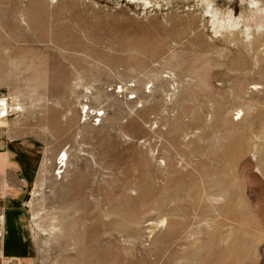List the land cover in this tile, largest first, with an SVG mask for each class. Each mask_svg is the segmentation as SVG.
I'll return each instance as SVG.
<instances>
[{
	"label": "rangeland",
	"instance_id": "374dc122",
	"mask_svg": "<svg viewBox=\"0 0 264 264\" xmlns=\"http://www.w3.org/2000/svg\"><path fill=\"white\" fill-rule=\"evenodd\" d=\"M0 175L36 264H264V0H0Z\"/></svg>",
	"mask_w": 264,
	"mask_h": 264
},
{
	"label": "crops",
	"instance_id": "0c3cea01",
	"mask_svg": "<svg viewBox=\"0 0 264 264\" xmlns=\"http://www.w3.org/2000/svg\"><path fill=\"white\" fill-rule=\"evenodd\" d=\"M0 175V264H36L30 255L23 229L16 212L19 190L9 188L2 193L3 181ZM11 183L12 182H8ZM8 196L7 204L5 197ZM10 219H12L10 221Z\"/></svg>",
	"mask_w": 264,
	"mask_h": 264
},
{
	"label": "bare ground",
	"instance_id": "6f19581e",
	"mask_svg": "<svg viewBox=\"0 0 264 264\" xmlns=\"http://www.w3.org/2000/svg\"><path fill=\"white\" fill-rule=\"evenodd\" d=\"M74 195L82 193L80 184H76L73 188ZM56 198V197H55ZM64 198V197H63ZM58 199V198H57ZM62 208V207H61ZM90 208V207H89ZM74 210V209H73ZM73 212V211H72ZM62 213V212H61ZM78 215V214H77ZM73 216V215H72ZM62 217V216H61ZM75 217V216H74ZM67 218V216H66ZM71 218V216H70ZM63 219V218H62ZM60 222V221H59ZM97 225V224H96ZM67 227V226H66ZM89 228V227H88ZM92 228V227H91ZM96 228V227H94ZM89 236V235H88ZM91 237V236H90ZM72 242V241H71ZM70 243V242H69ZM75 243V242H74ZM72 244V243H71ZM77 244V242H76ZM65 247V246H64ZM68 247V246H67ZM109 244L106 242L104 247H100V238H89L86 247L76 252L75 260H79L81 264H109ZM86 249V250H85ZM69 250V249H68ZM75 250V249H74ZM102 250V251H101Z\"/></svg>",
	"mask_w": 264,
	"mask_h": 264
},
{
	"label": "built area",
	"instance_id": "2783aa9c",
	"mask_svg": "<svg viewBox=\"0 0 264 264\" xmlns=\"http://www.w3.org/2000/svg\"><path fill=\"white\" fill-rule=\"evenodd\" d=\"M18 182L21 184V187L24 188L26 186V180L23 176L17 177Z\"/></svg>",
	"mask_w": 264,
	"mask_h": 264
}]
</instances>
